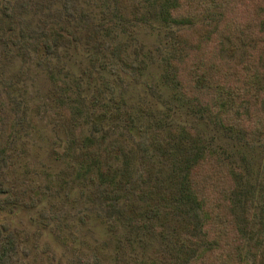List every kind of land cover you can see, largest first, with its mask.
<instances>
[{
	"label": "rangeland",
	"instance_id": "obj_1",
	"mask_svg": "<svg viewBox=\"0 0 264 264\" xmlns=\"http://www.w3.org/2000/svg\"><path fill=\"white\" fill-rule=\"evenodd\" d=\"M238 1L264 12V0ZM217 3L0 0V106L11 125L0 202L16 204L1 218L21 233L19 264H193L208 244L188 179L207 150L236 184L244 260L264 264V126L257 136L225 127L214 100L223 88L243 91L237 71L248 60L264 66V45L252 51L264 22L208 59ZM176 8L199 16L175 20ZM54 38L49 53L43 41ZM189 46L191 64L181 56ZM182 67H192L189 87ZM119 139L138 150L128 170L109 147Z\"/></svg>",
	"mask_w": 264,
	"mask_h": 264
},
{
	"label": "trees",
	"instance_id": "obj_2",
	"mask_svg": "<svg viewBox=\"0 0 264 264\" xmlns=\"http://www.w3.org/2000/svg\"><path fill=\"white\" fill-rule=\"evenodd\" d=\"M178 3L183 5V0H178ZM67 6L68 3L65 5L66 11ZM200 6L201 9L210 7L204 4ZM215 7L220 11L218 13L219 23L214 35L209 37L205 52L208 59L219 61L217 59L219 58L218 52L227 42L230 43V40L235 38V34H238V37L241 35L243 42L250 38L253 39L254 35L259 34L264 22V12L257 13L247 4L241 5L238 0H219ZM177 10L178 8L170 12V17L175 20L191 21L192 18L199 16L191 14V17H188L190 14H183L182 11L177 13ZM186 31L185 38L191 40V33L188 32L189 30ZM55 34L57 35V33ZM260 45H264V43L260 44L258 41L252 51ZM43 46L49 53H53L58 46V41L56 38L46 39L43 41ZM189 47L185 48L181 55L185 62L192 55L191 47L190 49ZM199 51L198 48L196 52ZM252 51L246 53L244 58L251 59ZM122 57L126 63L131 61L125 52L122 53ZM248 61L246 73L241 72L240 68L237 71L239 73L236 84L239 90L243 89L244 84L243 91L235 92L223 88V91L214 100L216 110H219L220 113L224 112V121H222L225 127L234 130L246 129L250 131V135L257 136L262 132L264 126V101L261 96V92H264V66L260 68V64L256 61ZM188 62L191 64L192 59H189ZM235 63L229 65H237ZM182 68L184 69V67ZM177 70L179 71L180 67H177ZM192 73L191 67L184 69L181 75L183 77L180 76L186 87H189L192 82L190 75ZM221 79L224 80L223 77ZM241 111L248 112V116L242 115ZM0 122V151H3L11 125L8 112L1 106ZM109 147L112 150L122 151L127 170L131 168V165L136 164L138 150H135L126 140H115ZM188 191L201 206L202 233L208 244V247L199 253L193 264H247L242 252L243 237L232 201L229 199V196L236 191V184L228 166L210 150L203 152V155L192 167L188 179ZM14 206L16 204L10 198L0 202V264H19L20 262L21 233L12 227L11 223H6L1 218L5 212H11V208ZM245 217L247 221L248 216L245 215ZM184 228L187 229L185 226ZM119 248V263H122L125 259L126 248L123 245H120Z\"/></svg>",
	"mask_w": 264,
	"mask_h": 264
}]
</instances>
